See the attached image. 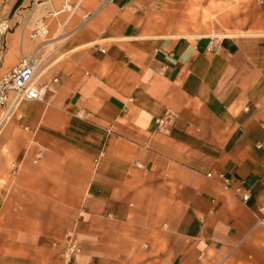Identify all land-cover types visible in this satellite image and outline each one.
Returning <instances> with one entry per match:
<instances>
[{"label":"crops","instance_id":"0c3cea01","mask_svg":"<svg viewBox=\"0 0 264 264\" xmlns=\"http://www.w3.org/2000/svg\"><path fill=\"white\" fill-rule=\"evenodd\" d=\"M0 18L1 72L38 49L48 85L0 107V264H264V0Z\"/></svg>","mask_w":264,"mask_h":264},{"label":"built area","instance_id":"2783aa9c","mask_svg":"<svg viewBox=\"0 0 264 264\" xmlns=\"http://www.w3.org/2000/svg\"><path fill=\"white\" fill-rule=\"evenodd\" d=\"M11 30L10 24L6 18H0V41ZM39 34L38 30L34 35ZM3 45V44H2ZM0 46V52L4 51V47ZM209 50H213V45H208ZM2 56L0 55V107L6 105L16 106L24 100H43L46 96L48 85H38L36 83L37 71L39 67L38 49L27 56H22L18 62L8 71L1 72ZM162 69L160 70V73ZM81 116V112L76 113ZM260 146V145H259ZM243 200L248 198L247 194L242 195ZM259 222H264V217L259 219ZM78 252L77 245L70 240L64 250V255L67 261H70L73 254Z\"/></svg>","mask_w":264,"mask_h":264}]
</instances>
